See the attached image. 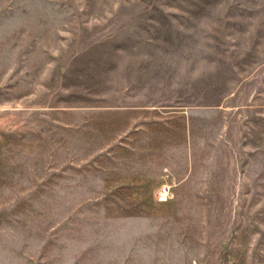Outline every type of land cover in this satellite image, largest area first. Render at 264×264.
<instances>
[{
  "label": "rangeland",
  "instance_id": "1",
  "mask_svg": "<svg viewBox=\"0 0 264 264\" xmlns=\"http://www.w3.org/2000/svg\"><path fill=\"white\" fill-rule=\"evenodd\" d=\"M0 264H264V0H0Z\"/></svg>",
  "mask_w": 264,
  "mask_h": 264
}]
</instances>
